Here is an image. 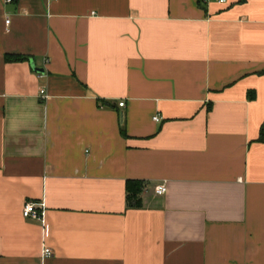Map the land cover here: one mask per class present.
Masks as SVG:
<instances>
[{"label": "crops", "instance_id": "1", "mask_svg": "<svg viewBox=\"0 0 264 264\" xmlns=\"http://www.w3.org/2000/svg\"><path fill=\"white\" fill-rule=\"evenodd\" d=\"M263 124L264 0H0V264H264Z\"/></svg>", "mask_w": 264, "mask_h": 264}, {"label": "built area", "instance_id": "2", "mask_svg": "<svg viewBox=\"0 0 264 264\" xmlns=\"http://www.w3.org/2000/svg\"><path fill=\"white\" fill-rule=\"evenodd\" d=\"M204 2H214L217 1L219 3H226L227 0H202ZM8 3L12 2V0H7ZM10 24V20H7V25ZM44 76L41 74V77ZM40 99L42 101H46L48 99V94L44 88L40 90ZM119 107L123 108L125 107L124 102L119 103ZM154 120L159 122L161 120L160 116H155ZM168 192V187L167 185L161 184L155 187V194L156 196H164ZM23 216L26 219H32V220H37V221H44V204L43 203H37V202H32L28 201L24 204L23 206ZM53 256V252L50 248H46L43 251V257L45 259L51 258Z\"/></svg>", "mask_w": 264, "mask_h": 264}, {"label": "trees", "instance_id": "3", "mask_svg": "<svg viewBox=\"0 0 264 264\" xmlns=\"http://www.w3.org/2000/svg\"><path fill=\"white\" fill-rule=\"evenodd\" d=\"M5 60L8 63H16L27 61L28 58L21 55H6ZM124 131V130H123ZM264 139V124L261 128V136L260 140ZM144 190V183L138 181H129L127 184V200L129 202V206L139 207L140 206V195Z\"/></svg>", "mask_w": 264, "mask_h": 264}, {"label": "water", "instance_id": "4", "mask_svg": "<svg viewBox=\"0 0 264 264\" xmlns=\"http://www.w3.org/2000/svg\"><path fill=\"white\" fill-rule=\"evenodd\" d=\"M36 70V72H38V73H40V74H44L45 73V71L43 70V69H35Z\"/></svg>", "mask_w": 264, "mask_h": 264}]
</instances>
